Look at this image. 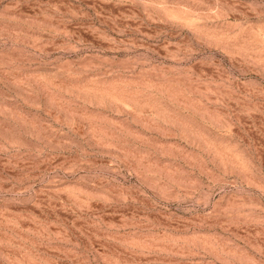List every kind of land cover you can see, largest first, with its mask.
<instances>
[{"label":"rangeland","instance_id":"1","mask_svg":"<svg viewBox=\"0 0 264 264\" xmlns=\"http://www.w3.org/2000/svg\"><path fill=\"white\" fill-rule=\"evenodd\" d=\"M0 264H264V0H0Z\"/></svg>","mask_w":264,"mask_h":264}]
</instances>
